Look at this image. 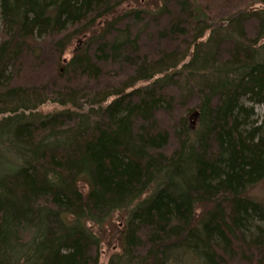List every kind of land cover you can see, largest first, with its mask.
Here are the masks:
<instances>
[{"label":"trees","instance_id":"obj_1","mask_svg":"<svg viewBox=\"0 0 264 264\" xmlns=\"http://www.w3.org/2000/svg\"><path fill=\"white\" fill-rule=\"evenodd\" d=\"M127 1L0 0V264H264V10Z\"/></svg>","mask_w":264,"mask_h":264},{"label":"rangeland","instance_id":"obj_2","mask_svg":"<svg viewBox=\"0 0 264 264\" xmlns=\"http://www.w3.org/2000/svg\"><path fill=\"white\" fill-rule=\"evenodd\" d=\"M248 0H241V1H237L234 2L235 4H243L244 2H247ZM218 3V0H202L201 1V6L207 7L209 6L211 8V10L216 11V5ZM230 4H232V2H230ZM207 5V6H206ZM160 6H162V1L160 0H128L127 3H125V5L121 6L118 10L115 11V15L113 17H109L107 19H104L103 21L107 20V21H112L115 20L116 17L122 16L124 13L128 12V11H140L143 12L144 14L142 15L141 19L143 20L144 25H141V31L143 30L144 32L146 31V36H148V39H151V32L149 29L150 27H154L153 23L156 22V19L158 18V16L156 14H158L159 10H160ZM255 7H261L264 8V5L261 4H257ZM215 9V10H214ZM103 21L101 22V25H99V27L102 28L103 25ZM1 27V26H0ZM85 36H81L80 38H74V40L70 43V46L67 47L66 53L63 56L59 66H55L54 67V73H57V69L59 70V73H63L64 69H65V65L66 63V59H69L70 56L75 52V49L80 47L84 40H85ZM65 58V59H64ZM118 76H121V74L117 75V77L115 78L116 81L118 80ZM146 83H140L136 85V87H140V86H145ZM49 101V103L44 104L43 106H40L38 108V111H36V113L39 115L40 118L48 116L49 114H57V113H61V111L63 110H74V109H70V107H60L57 104H55L54 102ZM246 105H249L247 102H245ZM84 109V108H82ZM81 109V110H82ZM256 112V115H261L262 114V109L260 107L255 108L254 110ZM195 110L191 111L190 113H188V116L186 117L187 119V124L189 127L190 132L194 133L197 129H198V120H199V115L196 114L195 115ZM197 113V112H196ZM37 115V116H38ZM259 122V121H258ZM261 122V121H260ZM251 195L253 197L258 198L259 200L264 199V193L262 190V186L260 187H256L255 189H253L251 191ZM124 215V214H123ZM117 214L114 219L113 222L115 223V221H117V225L116 224H112L111 227L110 226H105L104 230L100 231V249L98 251V255H99V263L100 264H108L109 261L111 260H116L117 259V255L120 253V245L117 243L118 238H119V230L118 228L123 226V218L124 216ZM94 231V229H93ZM95 232V231H94Z\"/></svg>","mask_w":264,"mask_h":264},{"label":"bare ground","instance_id":"obj_3","mask_svg":"<svg viewBox=\"0 0 264 264\" xmlns=\"http://www.w3.org/2000/svg\"><path fill=\"white\" fill-rule=\"evenodd\" d=\"M260 1L261 0H252V1H250L249 3L251 4L252 2H254V3H252L253 4V6L252 7H254V8H257V9H263L264 10V8H261V7H255L257 4H261V5H264L263 3H260ZM127 3V2H126ZM125 5V4H124ZM123 6V5H122ZM160 8H161V6H160ZM252 9V8H251ZM128 12H130V11H128ZM124 14H126V13H124ZM123 14V15H124ZM255 50V49H254ZM255 59V58H254ZM51 103V102H50ZM195 115H196V113H195ZM263 120V119H262Z\"/></svg>","mask_w":264,"mask_h":264}]
</instances>
